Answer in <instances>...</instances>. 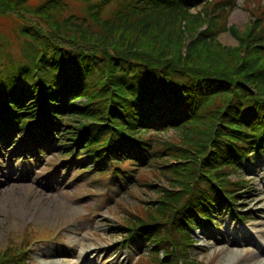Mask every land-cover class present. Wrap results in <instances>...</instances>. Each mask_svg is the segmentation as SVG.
<instances>
[{
  "label": "trees",
  "instance_id": "obj_1",
  "mask_svg": "<svg viewBox=\"0 0 264 264\" xmlns=\"http://www.w3.org/2000/svg\"><path fill=\"white\" fill-rule=\"evenodd\" d=\"M32 1L0 0V15L42 23L0 32V138L30 135L37 146L44 135L56 139L79 174H110L114 185L172 160L159 168L169 188H156L149 216L127 214L122 233L154 245L152 264H162L160 252L166 264H202L188 255L190 231L228 211L230 173L264 150V14L252 16L244 36L227 27L234 0H73L85 8L81 18L63 16L69 0ZM194 24L206 30L185 43V55L160 51ZM223 32L238 46L221 45ZM144 36L159 44L136 50ZM220 57H229L225 66L213 62ZM168 129L187 139L159 143L154 134ZM82 154L90 163H80ZM7 251L0 264H24Z\"/></svg>",
  "mask_w": 264,
  "mask_h": 264
},
{
  "label": "rangeland",
  "instance_id": "obj_2",
  "mask_svg": "<svg viewBox=\"0 0 264 264\" xmlns=\"http://www.w3.org/2000/svg\"><path fill=\"white\" fill-rule=\"evenodd\" d=\"M44 1L33 0L31 5L36 6ZM263 4L264 0H234V8L226 17L227 27H234L245 36L252 16L264 14ZM81 5L69 0L63 16L81 18L85 13ZM17 16L0 15L2 34H9L18 24L42 25L31 14L27 17ZM178 24H174V27ZM184 24L182 22L181 26ZM185 30L188 33H184L180 40L174 38L171 43L160 40L163 42L160 51L170 57L173 54L185 55V43L198 32H204L206 25H186ZM156 39L155 36L138 37L136 50L146 45L156 47L159 44ZM217 41L224 46H238L227 32L220 33ZM10 51L14 56H19L15 44ZM241 53L244 57V51ZM200 55L205 57L210 54L204 52L196 55L192 59L195 64L203 61ZM217 60L211 61L217 65L222 62L225 66L229 57ZM209 64L212 68L215 66ZM151 133H145L142 137L147 138ZM154 135L159 136V143L170 142L174 146L187 139L173 129ZM15 137L16 133L0 138V253L8 250V256L19 258L24 264H47L49 261V264H78L76 260L84 252L82 249L92 246V249L86 250L85 264H92V261L94 264H152L149 253L154 250V245L133 237L135 240H130V245L126 246L128 240L124 239L122 229L128 225L127 214L141 216L156 200V188H169V182L159 168L173 164L172 160L163 158L151 162L136 170L137 181L114 185L109 181L110 174L105 177L95 176L93 172L79 174L77 170L81 166L74 164L72 158L62 155L64 151L56 139L44 135L46 140L39 143L42 145L37 151L30 135ZM89 160L88 155L82 154L80 163ZM126 164L124 162L122 166ZM228 179L236 185V192L231 197L225 196L226 199L230 198L227 204L229 212L224 216L217 213L210 226L201 225L190 231L193 243L187 248L188 255L202 264L264 263V232H260V227L256 226L264 217V153L242 159L237 171L231 172ZM258 199H262V202L255 204ZM40 213L48 215L44 221L35 220L34 215ZM221 237L228 244L235 242L238 245L221 243ZM52 250L58 256L50 255ZM158 258H161L162 264L168 262V257L162 252Z\"/></svg>",
  "mask_w": 264,
  "mask_h": 264
},
{
  "label": "bare ground",
  "instance_id": "obj_3",
  "mask_svg": "<svg viewBox=\"0 0 264 264\" xmlns=\"http://www.w3.org/2000/svg\"><path fill=\"white\" fill-rule=\"evenodd\" d=\"M19 138V137H18ZM34 138V137H33ZM33 138H31L30 137V140H34ZM44 140H46V139H44V138H42L41 139V141L39 142V143H41V142H43ZM5 142V141H4ZM34 142V141H33ZM41 145L42 144H40V145H38L37 146V144H34V146H35V148L36 149H38V148H40L41 147ZM260 153H264V150L263 151H261ZM257 166H259V163H257ZM245 202H247V201H245ZM262 202V199H258V200H256L255 201V204H260ZM263 214H264V210H263ZM46 216H48L47 214H45V213H40V214H35L34 215V217H35V220H37V221H44V218L46 217ZM29 219H31V218H29ZM257 227H260V228H258V230L260 231V232H264V229H263V226H264V217L260 220V221H258V223H257V225H256ZM257 230V229H256ZM222 238V237H221ZM224 243V244H227V245H232V246H236V245H238V243H235V242H233V243H231V244H228L227 243V240L226 239H224V238H222L221 239V243ZM88 249H92V246H85L82 250H84V252L82 253V254H80L78 257H77V260H76V263H78V264H85V262H84V260H85V258L87 257V251L86 250H88ZM96 249V248H95ZM50 255L52 254V255H55V256H58V254H56L55 252H54V250H52L50 253H49ZM44 255V254H43ZM84 259V260H83ZM50 263V261L47 263V264H49ZM92 264H94V262L92 261ZM257 264H264V263H257Z\"/></svg>",
  "mask_w": 264,
  "mask_h": 264
}]
</instances>
